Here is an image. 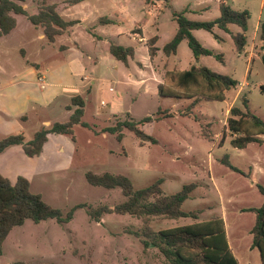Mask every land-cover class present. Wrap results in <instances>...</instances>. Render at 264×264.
Segmentation results:
<instances>
[{"label":"rangeland","instance_id":"1","mask_svg":"<svg viewBox=\"0 0 264 264\" xmlns=\"http://www.w3.org/2000/svg\"><path fill=\"white\" fill-rule=\"evenodd\" d=\"M197 1L169 0V3L146 5L143 0H87L71 7L69 0H25L29 15L36 14L39 6L46 2L57 4L66 19L82 21L73 30L82 49L92 53V59L86 60L84 67L96 84L86 83L87 91L82 96L87 102L84 122L90 128L77 127L76 141L50 134V147L44 148L39 157L30 158L22 151L25 155L22 161L18 155L8 153L18 146L0 155L1 170L11 175L0 171L3 177L14 181L19 176H27L33 192L41 194L48 204L61 210L64 216L74 212L69 223L54 219L41 223L27 220L23 226L15 228L4 244L0 264H165L158 249H145L143 243L129 233L142 229V220L118 214L104 215L100 222L91 218L90 208H113L127 202L128 198L120 187L106 189L91 185L86 178L88 173L126 176L136 190L162 180L165 195L176 194L185 186L195 184L183 210L186 213L201 210L199 221L222 217L230 246L240 263L262 264L260 251L252 248L256 215L247 210L264 203V195L259 190V186L264 187V143H255L243 150L235 148L228 120L233 107L244 108V98L251 110L264 120V50L259 31L264 23V0H224L234 10L250 13L246 53L238 54L232 35L216 29L221 40L204 30L194 35L206 48L223 54L225 63L215 56L196 60L187 42L180 45L177 55L166 56L163 48L178 31L173 12L184 11L189 6L201 10L202 6L195 4ZM220 1L203 0L209 10L199 16H187L192 20L212 21L221 14ZM122 7L130 13L124 20L129 24L121 23ZM102 17L113 19L115 24L100 25ZM120 28L125 36L119 35ZM91 29L107 40L93 43ZM230 30L232 34L240 31L237 26H231ZM15 33L0 46V64L10 74L23 70L27 61L40 64L41 70L48 64H60L63 61L57 57L60 44H69L65 41L73 39L69 32L45 52L42 48L48 41L39 39L41 28L32 25L26 17H20ZM156 37L155 47L160 51L151 63H146L149 43ZM112 44L136 48L137 59L130 61V70L110 53ZM96 58H100V63ZM193 65L229 75L240 84L236 90L227 91L224 101L201 99L193 116L184 117L178 113L184 112L192 100L160 97L158 88L167 71L186 70ZM127 76L139 79L141 86H132ZM59 103L61 106L49 118L62 123L70 121L72 115L65 104L75 110L77 107L64 98ZM160 109L170 110L176 116L142 126L157 139V144L142 142L127 129L122 142L104 132L118 121L139 122L148 116L155 117ZM24 122L29 142L35 129L43 127L40 119ZM261 137L264 140V136ZM62 148L66 149L64 153ZM224 160L242 173L228 168ZM194 222L192 218H155L152 228L160 231Z\"/></svg>","mask_w":264,"mask_h":264},{"label":"trees","instance_id":"2","mask_svg":"<svg viewBox=\"0 0 264 264\" xmlns=\"http://www.w3.org/2000/svg\"><path fill=\"white\" fill-rule=\"evenodd\" d=\"M87 0H69L70 6L81 4ZM146 5L154 2L169 3V0H143ZM25 0H0V38L11 34L17 27L15 16H26L32 25L44 29V33L50 43H54L57 37L64 35L70 28L78 25V20H68L58 11L57 4L44 2L39 6L38 12L29 15L24 6ZM220 16L212 21L192 20L187 16L188 11H174L173 19L178 24V31L174 38L168 42L163 52L171 57L178 53L183 42H187L196 60L203 56H215L220 62L225 63L224 55L206 48L194 35L195 31L204 30L211 33L215 39L221 40L216 34V29L230 33L238 54L247 52L248 45V11L238 12L230 7L224 0L220 1ZM102 25L113 24L108 17L101 18ZM237 26L240 31L232 34L230 27ZM260 40L264 50V23L260 25ZM158 38H153L149 43V53L154 58L159 51L155 47ZM110 53L126 65L135 58V49L122 45L112 44ZM264 64V55L262 56ZM239 81L229 75L218 74L206 66H192L187 70L173 69L167 71L163 83L159 85L158 94L163 98L177 100H192L181 116L192 117L193 110L201 99L224 101L227 91L237 89ZM244 108L233 107L231 117L228 120V128L233 136L232 145L237 149H246L255 143H264V120L257 116L244 98ZM72 103L77 107L68 122H56L51 127H43L37 131L33 139L27 142L24 134H13L0 139V155L14 146H21L25 154L30 158L39 157L50 134L67 135L76 141L75 128L82 126L90 128L83 121L85 116L86 101L83 97L73 98ZM176 114L170 110L158 111L155 117H145L141 121H118L115 125L107 127L104 132L116 136L122 142L127 129L142 142L157 144L158 141L152 135L146 133L142 126L159 122L167 118H173ZM223 163L233 171L242 173L240 169L229 161ZM88 182L96 187L114 189L120 187L128 201L113 208L100 206L90 208L88 213L91 218L100 222L104 215L118 214L130 215L142 220L143 227L138 231L129 233L138 238L145 249H158L165 259V264H240L235 256L228 239L227 227L222 217H213L207 221H199L202 211L186 213L183 210L184 203L190 198L196 188L195 184L185 186L184 189L173 195H165L162 189V180L144 189L136 190L129 178L123 175H96L88 173ZM264 195V187L259 186ZM83 207V206H78ZM256 215V222L252 229L253 249L260 251L262 264H264V203L259 208L247 210ZM74 212L64 216L62 211L48 204L41 194L34 193L31 181L20 176L16 182L3 177L0 174V256L6 240L12 231L23 226L27 220L41 223L50 219L59 223L72 221ZM155 218L178 220L192 218L195 222L180 227L155 231L152 222Z\"/></svg>","mask_w":264,"mask_h":264},{"label":"crops","instance_id":"3","mask_svg":"<svg viewBox=\"0 0 264 264\" xmlns=\"http://www.w3.org/2000/svg\"><path fill=\"white\" fill-rule=\"evenodd\" d=\"M195 4L197 5V7L202 6V9L197 10L196 7L189 6L186 8V11H188L187 14L199 16L205 13L206 11H208L210 8L207 6L206 3H203V0H198ZM120 13H121L120 16H121V21H122L121 23L129 24V22L124 21L125 19H127L128 17L127 15L129 12L127 13L125 11V8L122 7ZM15 17L17 19L16 29L11 34L0 38V46L2 43H6L7 39L11 37L15 32L17 33V30L19 29V26H20V17H26V16L17 15ZM100 19L101 18H99V21ZM111 20L113 21V24H115V21L113 19ZM78 21L82 23L81 20H78ZM132 23H136V21L134 22L132 20ZM108 25H112V24H108ZM108 25H103V26H108ZM37 28H41V27H37ZM94 29L95 28H93V30ZM69 32H70V36H72L73 39L69 41H65L66 43H69V44H64V42L60 44L57 57L58 59L63 58V61H61V63L58 65L56 64V62L54 63V65L48 64L45 67V70H41L40 64L27 61L26 67L23 70H20L18 73H15V74H10L8 70L6 69V67L3 64H0V139H3L13 134H24V135L26 134L27 135V129L25 127L26 123L24 122L25 120L29 122L33 119H36V121L40 119V124L42 127H51L54 123L59 122V121H52L49 118V116L51 113H54V111L56 112V110H58V108L61 106L59 101L62 98L67 100V102L68 101L72 102L73 98L77 96L82 97L83 94L87 91L86 83L91 82L93 85L96 84L94 77L93 76L90 77L89 75H87V71L84 67L86 60L92 59V53L91 52L88 53L86 50L84 51L82 47L78 44V40L76 38L77 33L75 32V30H73V27L70 28L62 36H65ZM40 34H39V39H41L42 41H45V40L48 41L43 28H41ZM90 35L93 37L92 39L93 43L95 42V40L96 42H100V43L103 42V40L104 41L107 40L102 36H98L94 31L90 32ZM119 35L125 36L123 35L122 28L119 29ZM62 36L57 37V39H59ZM56 41L54 43H50L48 41L46 46L42 48L43 51L45 52L48 51V49H50L48 47H51V44L55 45ZM125 47H133V46L129 45ZM134 49H135L134 59H137V50L136 48ZM27 56L28 55H26V57ZM50 59L51 58H49L46 61H49ZM96 59H97L96 62L100 63V58H96ZM134 59H131V60L134 61ZM152 59L154 58H151L150 53H149V57L146 58V63L147 61L151 63ZM130 61L127 64V67L129 70L130 68H132ZM117 67L118 66H116V68ZM127 81L130 82L132 86H134L135 88L141 86V81H139V79L132 78V76H127ZM86 105H87V102H86ZM65 107H66L67 112H69V114L72 115L75 110L74 107H71L66 104H65ZM33 114H36L38 116H36L35 118ZM85 116H86V108H85ZM84 118H83V121H84ZM76 128H75V135H76ZM39 130L35 129L33 133V137L35 133ZM62 136L71 138L70 136H67V135H62ZM50 139L52 141V135L49 136V140L46 143L44 148L47 149L48 147H50V144H51ZM26 140H27V137H26ZM57 149L60 150L59 147H57ZM61 150L64 153L66 149L62 148ZM22 151L25 154L23 148L21 150V146H18V147L11 149L8 153L11 155H15V156L18 155L19 157L22 158V161H25V155L23 156ZM0 171L6 176H11L9 171H4L3 169L1 170V168H0ZM23 177L28 178L27 176H23ZM17 179L12 182H16Z\"/></svg>","mask_w":264,"mask_h":264}]
</instances>
